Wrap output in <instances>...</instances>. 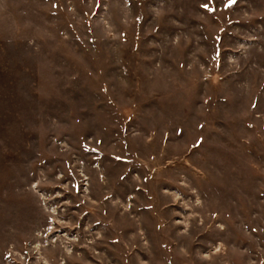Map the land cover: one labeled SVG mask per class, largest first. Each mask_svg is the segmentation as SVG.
<instances>
[{
	"label": "rangeland",
	"instance_id": "1",
	"mask_svg": "<svg viewBox=\"0 0 264 264\" xmlns=\"http://www.w3.org/2000/svg\"><path fill=\"white\" fill-rule=\"evenodd\" d=\"M0 264H264V0H0Z\"/></svg>",
	"mask_w": 264,
	"mask_h": 264
}]
</instances>
